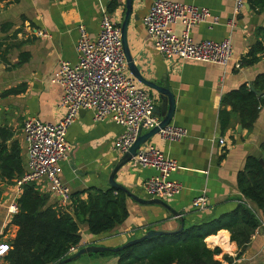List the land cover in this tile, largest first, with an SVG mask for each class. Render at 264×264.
I'll return each instance as SVG.
<instances>
[{
  "label": "crops",
  "instance_id": "1",
  "mask_svg": "<svg viewBox=\"0 0 264 264\" xmlns=\"http://www.w3.org/2000/svg\"><path fill=\"white\" fill-rule=\"evenodd\" d=\"M123 2L124 0H119ZM207 7L218 17L219 23H202L191 29L195 41L228 38L233 49V59L227 67L215 63L165 58L155 50L143 25V17L153 0H134L128 20L126 38L133 64L141 80L135 79L126 64V73L137 86L156 102L157 93L147 85L153 82L168 85L175 95V111L170 125L186 129V134L176 141L164 140L159 134L151 137L153 144L165 155L175 159L180 168L170 175L182 184V191L166 200L171 210L159 204H143L126 196L127 219L109 232L92 235L87 223L79 224L80 247L95 244L117 247L144 234L148 229L173 231L179 228L180 218L185 224L208 221L232 210L242 195L238 190L237 176L243 171L248 157L262 158L264 144V105L251 128L242 127L239 116L230 112L228 123L222 127L219 112L224 108L223 95L243 84L251 85L255 77L264 72V55L250 66L235 67L257 38V29L264 26V11L255 12L249 5L235 17V0H173ZM111 0H0V26L10 23V30L1 37L14 43L8 63H0V128L10 137L8 145L15 142L22 159L24 171L27 150L22 132L23 121L37 117L51 123L65 114L60 106L62 90L55 82L60 60L77 61L76 43L78 25H83L89 37L99 30L104 14H109L120 28L124 19L122 6L108 10ZM247 3V1H245ZM248 4V3H247ZM233 19V24L228 23ZM179 33L180 24L172 26ZM38 31L44 33L39 35ZM7 90H13L5 93ZM158 117V116H157ZM161 119L160 117H158ZM146 130H143L145 132ZM124 127L111 118L96 121L90 110H79L70 124L66 140L71 145L68 158L61 161V179L72 195L85 199L91 190H108L109 177L123 153L115 148L117 137ZM223 140V143L219 141ZM156 171L134 166L131 161L122 165L115 174L116 183L141 199H150L145 183ZM14 179L0 176V242L15 236L17 226L8 221L6 205L14 194ZM36 187L48 195V203L58 202L49 184L42 179ZM202 191L207 204L202 209L192 207V201ZM176 213H174V212ZM210 240V241H209ZM210 248L219 247L223 255L233 258L231 264H264V226L252 235L246 250L239 258L235 242L230 241L227 230H219L206 237ZM78 247V249L80 248ZM114 256L84 254L65 264H116ZM0 264H7L0 257ZM227 264V263H225Z\"/></svg>",
  "mask_w": 264,
  "mask_h": 264
},
{
  "label": "built area",
  "instance_id": "2",
  "mask_svg": "<svg viewBox=\"0 0 264 264\" xmlns=\"http://www.w3.org/2000/svg\"><path fill=\"white\" fill-rule=\"evenodd\" d=\"M245 1L235 0L234 17L244 8ZM142 22L153 48L165 58L177 57L223 67H227L233 59L228 38L202 41L192 38L191 29L194 26L219 23L218 17L207 7L173 0H153ZM175 24L182 26L179 33L173 32L172 26ZM228 24L231 26L233 19ZM77 30V61L60 60L55 73V82L62 90L60 106L65 110L64 116L56 123L37 117H28L23 121L27 163L24 173L15 179L13 197L6 205L10 223L17 211L16 200L26 183H37L44 179L60 205L65 206L70 202V189L62 182L60 163L68 158L71 151L66 134L79 110L92 111L96 121L111 118L124 127V132L115 143L116 150L121 153L132 145L139 130H149L159 125L160 119L153 111L155 101L126 73L120 28L110 15L102 16L98 33L93 38L89 37L83 25H78ZM38 34L44 35L41 31ZM235 67L239 68L240 63L237 62ZM158 134L164 140L176 141L186 134V129L169 124L160 128ZM219 142L223 143V140ZM130 161L134 166L156 171L145 183V192L150 199L166 201L182 191V184L170 178L180 168L177 161L153 144L143 145ZM191 204L195 209L204 208L207 204L205 192L202 191ZM10 248L9 240L1 241L0 257H4ZM77 250L78 247H71L68 254Z\"/></svg>",
  "mask_w": 264,
  "mask_h": 264
},
{
  "label": "trees",
  "instance_id": "3",
  "mask_svg": "<svg viewBox=\"0 0 264 264\" xmlns=\"http://www.w3.org/2000/svg\"><path fill=\"white\" fill-rule=\"evenodd\" d=\"M255 12L264 11V0H246ZM117 5L111 0L108 10ZM10 23L0 26V33H7ZM13 36L0 38V63H8L7 55L14 43ZM264 55V26L257 29V38L240 60V66L255 64ZM250 87L254 88V91ZM13 90H7L9 93ZM261 92L260 96L256 92ZM224 108L219 112L220 123L225 127L230 112L239 116L244 128H251L264 105V72L258 74L251 85L243 84L226 92L222 97ZM10 137L5 128H0V176L16 179L24 173L17 143L8 145ZM264 153V144H262ZM238 190L242 200L227 212L208 221L185 224L174 234H161L134 243L123 250H105L97 254L114 256L116 264H231L233 258L223 255L219 247L210 248L206 237L225 229L230 241L235 242L239 258L246 250L252 235L264 226V164L256 157H248L243 171L237 176ZM127 194L111 188L91 190L85 199L71 194L70 202L48 203V195L42 193L35 183H26L16 200L17 211L11 223L17 226L15 236L9 240L11 248L4 256L7 264H55L70 256L71 247H80L79 224L87 223L92 235L109 232L128 217ZM210 241V240H209Z\"/></svg>",
  "mask_w": 264,
  "mask_h": 264
},
{
  "label": "water",
  "instance_id": "4",
  "mask_svg": "<svg viewBox=\"0 0 264 264\" xmlns=\"http://www.w3.org/2000/svg\"><path fill=\"white\" fill-rule=\"evenodd\" d=\"M116 1H117L116 7L122 6V8L124 10V19L120 24V32H121V40H122L123 52H124L126 64H127L128 69L130 70L132 76L137 80H141L142 78L140 76V73H139L138 69L136 68V66L133 64L132 56L130 54V51L128 48V43H127V38H126V29H127V25H128V20L130 18V15H131V12L133 9L134 0H124L123 2H121L119 0H116ZM245 5L248 7L247 3ZM147 85L149 87H151L157 93V98H156L157 104L155 103L153 111H154V114L156 116L161 118L159 125L151 128L149 130H146L145 132H143V130H139L138 135L136 136L132 145L128 148V150L125 153H123L119 162L114 167V169H113V171L109 177L108 182L112 188L120 189V190L124 191L127 194V196L131 197V199H134L135 201H138L139 203L159 204V205H162L163 207L171 210L170 206L164 200L157 199V198H154V199L138 198L136 195L132 194L125 187L116 183L115 177H114L116 172L119 170V168L122 165L128 163L130 161L131 157L133 155H135L137 153V151L143 145H145L151 137L158 134V131L160 128H163V127L169 125L171 120H172V117H173V114L175 111V95L171 91L170 87L168 85H158V84L153 83V82H147ZM250 88L252 91H254L253 87H250ZM256 94L258 96H260L261 92H256ZM259 162L262 165L264 164V160L262 158L259 159ZM174 213H176V212H174ZM183 226H184L183 219L180 218L179 228H177L173 231H162V230H156V229H148L141 236L130 239L127 242H125L124 244L119 245L117 247H112V248H108L105 246H99V245H95V244L86 245V246L80 247L75 253L71 254L67 258L62 259L60 261H57L55 264H65L67 262L76 260L77 258L81 257L83 254H88V253H99V252H103L105 250H111L113 252H117V251L123 250L124 248H126V247H128L134 243H137V242L144 240V239H147V238H151L153 236H158L161 234L178 233L182 230Z\"/></svg>",
  "mask_w": 264,
  "mask_h": 264
},
{
  "label": "rangeland",
  "instance_id": "5",
  "mask_svg": "<svg viewBox=\"0 0 264 264\" xmlns=\"http://www.w3.org/2000/svg\"><path fill=\"white\" fill-rule=\"evenodd\" d=\"M89 256L93 257L94 255H97V253H88ZM84 255V254H83Z\"/></svg>",
  "mask_w": 264,
  "mask_h": 264
}]
</instances>
